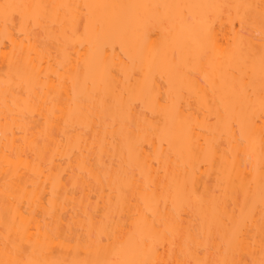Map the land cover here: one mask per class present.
<instances>
[{"label":"bare ground","instance_id":"6f19581e","mask_svg":"<svg viewBox=\"0 0 264 264\" xmlns=\"http://www.w3.org/2000/svg\"><path fill=\"white\" fill-rule=\"evenodd\" d=\"M5 3L47 6L27 11L46 15L48 27L27 26L16 14L5 41L0 8V261L14 258L5 254L6 235L34 242L35 230L49 237L50 258L67 264L123 259L121 233L144 210L142 198L151 188L159 201L153 208L157 220L165 217L175 225L174 258L189 240L193 257L207 261L225 256L229 221H238L246 193L249 207L254 195L252 215L241 225L245 246L228 257L258 259L264 208L258 187H248L264 135L258 69L256 95L232 98L228 119L237 123L231 130L217 122L222 89L212 79L239 44L237 9H192L191 26H181L174 9H96L91 11L105 26L86 35L90 10L83 5H253L249 11L257 24L246 28L243 40L245 52L251 43L258 56L261 0H0ZM163 16L172 23L160 24ZM183 41L207 57L182 61L178 54L173 67L164 52ZM239 121L256 138L250 162L236 142ZM45 124V140L35 148L20 144L22 128L32 125L30 135H38ZM6 126L14 136L5 138ZM13 152L22 155L12 159ZM109 233L112 245L105 249Z\"/></svg>","mask_w":264,"mask_h":264},{"label":"snow or ice","instance_id":"6c2138e0","mask_svg":"<svg viewBox=\"0 0 264 264\" xmlns=\"http://www.w3.org/2000/svg\"><path fill=\"white\" fill-rule=\"evenodd\" d=\"M45 5H24V4H9L0 5L3 10V19L5 25L4 40L10 39L7 32L8 23L11 17L16 14L23 15L27 26L34 28H47L48 18L40 12H29L28 9H42ZM60 7H72L69 5H61ZM76 8L81 6L77 5ZM130 8L159 10V9H174L177 11L176 19L181 23V26H191L195 22V16L192 14V9H199L205 7L214 8H236L237 15L240 22L239 44L235 50L228 57L225 65H222L219 70V75L213 73V83L219 80L222 89L220 95V103L223 106V114L217 113L218 124L223 123L224 127L231 130L236 126V121L228 119L229 108L232 104L233 96L237 94L250 93L256 95L257 88L255 82L257 79V69L259 78V103L261 111L264 112V0H261V10L258 18L259 33L261 36V47L259 55L252 52L251 43L248 44V52H245L244 35L247 27L255 28L257 19L251 15L250 9L253 5H197V4H139V5H98L86 4L83 8L90 10L88 14V24L85 29L86 35H95L102 31L105 22L98 19L91 10L104 8ZM243 8L244 12L241 14L239 10ZM172 17L163 16L159 18V23L162 25H170ZM55 23V21H53ZM166 31V29H164ZM211 40L210 34L207 36ZM179 54L181 60L185 59H205L208 55L206 52L195 51L191 44L183 41L179 47L167 48L164 52L166 58H171L172 66L175 67V61ZM123 70V69H122ZM147 80V77L145 78ZM5 96L8 95V89L11 87L10 81H5ZM173 114L178 115L175 105L172 106ZM240 132L236 142L244 146L247 151L249 162L256 154L257 142L256 138L246 132V125L244 121H239ZM33 132V126L28 125L21 129L22 139L21 145H28L31 142L32 147H36L41 141L45 140L50 128L45 124L39 129L38 135H30ZM224 133H221L223 135ZM14 129L5 128V138L14 136ZM187 148V146H186ZM190 150V149H187ZM22 153L13 152L12 159H17ZM130 153V158H131ZM6 159L8 153L6 151ZM255 184L258 187L259 201L264 208V135H261L259 142V155L257 165L252 169V175L248 181V187ZM151 194H146L142 199L144 201V210L137 211L131 226L125 225V231L121 233V238L126 240V243L120 245L121 249L125 251V258L123 259H109L96 258L73 261L72 264H264V217H262L260 241H259V258L251 261L236 260L228 257V253L237 248L245 246V239L242 235L241 225L250 218L252 210L255 206V196H252V207L248 206L249 196L246 193L245 205L240 208V216L237 222L229 221V227L225 230L223 246L225 248V256L221 259L213 261L201 260L194 258L193 245L189 240H186L180 247L179 257L174 258L175 250L177 248L176 229L174 222L165 217H160L157 220L156 213L153 211L154 207H158L159 201L156 198V190L151 188ZM28 229L26 228L25 231ZM36 231V240L25 241L19 234L15 238L9 235L4 237V250L6 255H11L12 259L0 261V264H67L66 261L56 258H50L52 254V247L49 243L47 234L41 236L38 230ZM112 234L109 233V242L105 245V249L111 248ZM55 238V237H53ZM102 244L103 241H100ZM27 244V248H25ZM92 245H85L86 250H91ZM99 256V253H98ZM167 257V259L163 258Z\"/></svg>","mask_w":264,"mask_h":264},{"label":"rangeland","instance_id":"374dc122","mask_svg":"<svg viewBox=\"0 0 264 264\" xmlns=\"http://www.w3.org/2000/svg\"><path fill=\"white\" fill-rule=\"evenodd\" d=\"M256 34H257V32H256ZM258 34H259V31H258ZM107 112H108V111H107ZM211 182H213V181H211ZM211 182H210V184H211V186H212L213 184H212ZM210 184H209V185H210ZM79 186H80V185H79ZM77 189H78V192H79L81 188H77ZM94 189H95V188H94ZM95 190H96V189H95ZM81 194H82V193H79V194H77V195H81ZM79 197H80V196H79ZM92 201H94V200L92 199ZM70 212H71V211H70ZM70 212H69V213H70ZM69 213H68V215H69ZM66 215H67V214H66ZM68 215H67V216H68ZM70 215H71V214H70ZM70 215H69V217H70ZM67 218H68V217H67ZM78 218H79V217H78ZM64 219L66 220V217H65ZM70 221H71V220H70ZM65 222H66V221H64V224L69 223V222H66V223H65ZM71 223H73V221H72ZM71 223H70V224H71ZM70 224H69V225H70ZM66 225H67V224H66ZM66 225L64 226V228L66 227ZM66 228H67V227H66ZM69 228H70V227L68 226V229H69ZM71 228H73V227L71 226ZM75 228H76V225H75ZM77 229H79V228H77ZM77 229H75L76 233H77ZM62 230L64 231V230H66V229H63V227H62ZM70 230H71V229H70ZM72 230H73V229H72ZM75 231H74V232H75ZM79 231H81V230H79ZM61 232H62V231H61ZM67 232H68V231H67ZM70 232H71V231H70ZM81 232H83V231H81ZM81 232H80V233H81ZM92 232H96V231L93 230ZM92 232H91V233H92ZM65 233H66V231H65ZM80 233H79L78 235H80ZM84 233H85V231H84ZM66 234H67V233H66ZM94 234H95V235H93V236H91V237H94V236H95L94 238H96V233H94ZM73 235H74V234H73ZM85 235H86V233L83 234V236H85ZM74 236H75V235H74ZM81 236H82V235H81ZM86 236H87V235H86ZM86 236H85V237H86ZM83 238H84V237H82V239H83ZM83 240H84V239H83Z\"/></svg>","mask_w":264,"mask_h":264}]
</instances>
